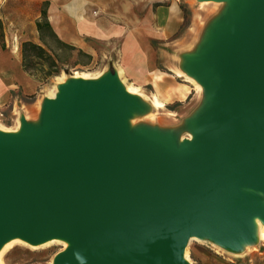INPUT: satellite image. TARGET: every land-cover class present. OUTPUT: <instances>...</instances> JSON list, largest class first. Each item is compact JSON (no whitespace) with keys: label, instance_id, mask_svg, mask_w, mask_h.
Instances as JSON below:
<instances>
[{"label":"water","instance_id":"water-1","mask_svg":"<svg viewBox=\"0 0 264 264\" xmlns=\"http://www.w3.org/2000/svg\"><path fill=\"white\" fill-rule=\"evenodd\" d=\"M203 1L229 10L184 64L205 98L179 129L129 126L151 107L111 70L0 132V248L65 237L56 264H188L192 236L253 240L263 208L239 189L264 193V0Z\"/></svg>","mask_w":264,"mask_h":264},{"label":"crops","instance_id":"crops-1","mask_svg":"<svg viewBox=\"0 0 264 264\" xmlns=\"http://www.w3.org/2000/svg\"><path fill=\"white\" fill-rule=\"evenodd\" d=\"M1 8L0 109L16 91L29 96L40 88L23 68L21 46L42 45L37 23L45 10L58 39L90 57L89 68L122 73L154 113L157 96L172 106V114L186 119L201 108L205 92L185 77L184 64L229 10L225 2L203 0H1ZM198 258L201 264H264V251L237 260L205 253Z\"/></svg>","mask_w":264,"mask_h":264},{"label":"rangeland","instance_id":"rangeland-1","mask_svg":"<svg viewBox=\"0 0 264 264\" xmlns=\"http://www.w3.org/2000/svg\"><path fill=\"white\" fill-rule=\"evenodd\" d=\"M1 11L2 8L0 0V16H2ZM1 21L3 22L2 18ZM7 33L9 32L7 31ZM16 40L17 42H21L18 38ZM47 40V48L50 49V55L56 61H61V63H59V75L50 77L45 83H40V88L37 90L34 97H31V95L26 96L22 92L16 91L12 102L10 101L5 107L0 109V125L13 128L16 123L23 118L34 125H38L42 116L46 94L57 85L59 77L71 79L75 72L96 73L101 71L99 68H89L86 66V57L78 54L77 52L71 53L70 51L61 48L52 38ZM75 64L77 65L75 66ZM43 70L47 69L44 68ZM32 74L38 78L39 76H43V71L41 68L35 67ZM141 98L148 103L146 98L143 96H141ZM171 111L172 106L165 107L155 113L151 109L146 114L136 116L133 119L131 127L150 126L161 129H179L184 124L186 115H175L172 114ZM180 136V140L187 139L189 132L183 131ZM262 244L263 243L259 242L254 246V248H251L248 251L234 254L228 252L222 246L210 239L193 238L190 239L187 246L188 262L191 264H201V261L198 258V254L200 253H205L214 259L215 256H217L221 259L231 258L237 260L238 258L248 257L253 254H259V251H264V246ZM62 251L63 246L59 244H50L38 248H30L29 245L15 243L4 254L2 264H50L56 255ZM253 264H256V262H253Z\"/></svg>","mask_w":264,"mask_h":264},{"label":"bare ground","instance_id":"bare-ground-1","mask_svg":"<svg viewBox=\"0 0 264 264\" xmlns=\"http://www.w3.org/2000/svg\"><path fill=\"white\" fill-rule=\"evenodd\" d=\"M122 76H123L122 73L119 72V75H118L119 84L124 89L125 93L132 97H141V94L139 93L138 89L133 88L132 85H128L126 80H124ZM185 77L188 78L195 85L194 87H196L199 91L204 90L203 85L195 77L190 76V75H185ZM71 79L76 82H82V83L101 82L104 79V74L100 72H96V73L75 72L74 75L71 77ZM69 82H70L69 79H66L65 77H59L57 85L48 91V93L46 94L45 100L52 101V100L57 99L60 96H64L65 86L68 85ZM152 101H153L152 104L156 109L161 110L165 108L164 103H162L158 99L157 96H153ZM135 117H136V113L133 115L131 119L130 118L128 119L129 126L132 125L133 119ZM22 129H23V124L21 120L18 121L13 128L4 127L0 125V132L4 134H20L22 132ZM9 130H12V131H9ZM195 137H196V134L190 132L187 139L192 141L195 139ZM239 190L242 195L252 196L256 200H258V202L263 208V215H255L251 217L250 219L253 225V233H254L253 240L239 241L234 245L222 244V247L224 249L234 254L248 251L251 248H254V246L259 242L263 243L264 245V193L258 190H254L251 188H244V187L240 188ZM203 231H205V229H203ZM193 238H196V237L192 236L191 239ZM15 243H23V244L29 245L30 248H38V247L50 245V244H59L63 246V251L71 246L69 240L65 237H54L38 245L30 244L27 241L19 237L11 238L8 241H6L3 244V246L0 248V264H2V260H3L4 254L6 253V251ZM183 260L188 262V247H186L184 251ZM50 264H56L55 258L52 260ZM188 264H191V263L188 262Z\"/></svg>","mask_w":264,"mask_h":264},{"label":"trees","instance_id":"trees-1","mask_svg":"<svg viewBox=\"0 0 264 264\" xmlns=\"http://www.w3.org/2000/svg\"><path fill=\"white\" fill-rule=\"evenodd\" d=\"M48 2H46L45 6H47ZM43 20L37 23V29L40 34V40L42 41V45L27 41L22 43L21 46V54H22V65L26 72L30 73L32 76V72L34 71L35 67L41 68L43 71V76H39L36 79L40 81L41 83H45L47 80H49L52 76H57L60 73L59 69V63L61 61H56L51 55H50V49L48 47V40L49 38L54 39L58 45L66 49L68 51L77 52L78 54L84 56L87 58L86 66L89 65V59L90 57L83 53L82 51L77 50L76 48L69 46L63 42H61L54 30L52 29L50 23L47 20V13L44 10L42 13ZM3 27L2 22L0 21V41L3 42ZM5 47V44H3ZM77 64H75L76 66ZM85 65V64H84ZM47 70H43V69ZM35 77V76H34ZM30 96V95H29ZM35 94H32L31 97H34Z\"/></svg>","mask_w":264,"mask_h":264}]
</instances>
